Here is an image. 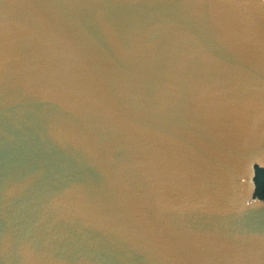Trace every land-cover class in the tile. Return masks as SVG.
Wrapping results in <instances>:
<instances>
[{
    "label": "water",
    "instance_id": "95a60500",
    "mask_svg": "<svg viewBox=\"0 0 264 264\" xmlns=\"http://www.w3.org/2000/svg\"><path fill=\"white\" fill-rule=\"evenodd\" d=\"M264 0H0V264H264Z\"/></svg>",
    "mask_w": 264,
    "mask_h": 264
},
{
    "label": "trees",
    "instance_id": "16d2710c",
    "mask_svg": "<svg viewBox=\"0 0 264 264\" xmlns=\"http://www.w3.org/2000/svg\"><path fill=\"white\" fill-rule=\"evenodd\" d=\"M255 170V196L261 200H264V170L258 168H256Z\"/></svg>",
    "mask_w": 264,
    "mask_h": 264
}]
</instances>
